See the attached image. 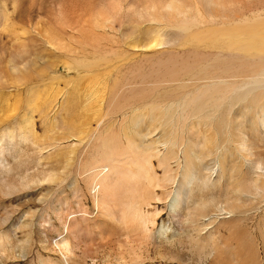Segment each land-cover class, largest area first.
Instances as JSON below:
<instances>
[{
    "label": "bare ground",
    "instance_id": "bare-ground-1",
    "mask_svg": "<svg viewBox=\"0 0 264 264\" xmlns=\"http://www.w3.org/2000/svg\"><path fill=\"white\" fill-rule=\"evenodd\" d=\"M80 2L91 11L69 27L85 51L101 53L82 66L102 63L101 74H115L105 76L103 113L85 120L93 128H77L69 118L65 138L77 142L70 149L74 180H84L95 213L117 227L96 222L92 232L88 210L68 213L59 198L56 223L39 220L48 234L58 224V238L18 245L17 253L9 230L7 241L0 236V264L24 255L29 264H264V0ZM51 41L55 52L66 49L58 35ZM215 150L217 165L205 164ZM253 150L259 161L243 171L232 157L250 158ZM155 163L158 170L186 169L179 180L172 172L165 177L173 193L164 190L163 198L153 191ZM159 203L167 225L158 224L165 214Z\"/></svg>",
    "mask_w": 264,
    "mask_h": 264
},
{
    "label": "rangeland",
    "instance_id": "rangeland-1",
    "mask_svg": "<svg viewBox=\"0 0 264 264\" xmlns=\"http://www.w3.org/2000/svg\"><path fill=\"white\" fill-rule=\"evenodd\" d=\"M80 1L0 0V182H11L14 185L13 188L18 190L16 191L15 189L14 193L10 192V190L5 191L2 188V183H0V236L5 235L9 230L15 231L17 237L12 241L15 244V248L18 245L22 247H28V245L32 247L34 245L37 247L38 243L42 244L50 239L58 238L57 235L61 232L58 224L54 228L55 231L48 234L39 224V220L53 219V214L56 211L54 209L58 208L55 204L59 198L65 200V210L68 213L88 210L87 212L91 217V223L88 225L92 232H94L93 230L96 232V222L100 223L101 226H108V230L117 227L113 222L106 218L104 220L103 217L101 218L95 213L88 198V192L85 190L84 180H74L76 168L73 166L74 160L70 151L75 149L74 143L77 142L65 138L68 129H65L66 126L63 123L69 118L72 119V123L77 128H93V126L85 125V120L89 121L92 117H99L103 113L104 101L106 95L108 96L110 92V84L106 83L105 78L115 74L113 72L107 75L101 74L105 68L102 69V65H104L102 63L97 65V67H92V71L82 66L83 62H85L84 58H86L88 63L93 62L98 54L101 53L93 52V55H91L92 53L89 50L85 51L80 45L83 41L78 38L77 33H72L69 27L75 21H71L73 18L82 19L81 14L85 13L86 10L91 11V8L86 9ZM61 5L63 6L61 7ZM60 13L62 14L60 15ZM63 15H67V18ZM60 16H63V18ZM61 26L63 27L62 29ZM66 31L69 34L68 37L65 35ZM51 32L53 36L55 34L58 35L62 43L66 42L63 43L66 49H60L61 51L57 49L59 52H55L56 49L51 48L53 46ZM63 32L66 33L64 34ZM114 35L119 38L116 39L115 36L112 38L119 42L123 41L121 36H118V34ZM73 36L76 37V40L78 38V40L76 41ZM70 37H73L74 40ZM97 69L100 70L99 73H97ZM13 71L17 73L15 74ZM23 79L25 80L23 81ZM19 83L22 84L19 85ZM94 114L98 115L95 116ZM120 118L122 117L120 116ZM125 124L127 129L132 125L130 119L126 120ZM104 132L105 129L101 128L100 134ZM49 140L52 141L50 142ZM55 145L56 147L53 148ZM257 149L256 151L260 149L262 151L264 147ZM52 151L55 158L58 156L56 160L52 156ZM256 151L253 150L250 158H244L242 154H235L232 159L236 164L240 163L243 171L245 169L247 171L256 165L254 162L259 161L256 158L258 156ZM68 154H70L69 158L71 160L65 162V157ZM220 154L216 150L211 154H207L204 159L207 162L205 164L217 165ZM248 164L251 166L250 168ZM156 167L155 163L154 172L157 184L155 183L156 187L153 190L155 193H153L163 198L166 195H164V190L167 193L171 190L170 192L173 193L172 183H168V178L166 179L165 177H168L172 172L179 180L186 169L172 166L173 170L169 171L166 169L167 172L165 169L159 168L158 170ZM36 174L38 178H41L35 177ZM68 175L72 178L70 177L69 179ZM156 175H158L159 181H157ZM159 175H162L165 180L159 179V177L163 178ZM250 175L251 173L247 174L248 177ZM30 177L33 181H31ZM160 180H164L167 183L165 184ZM37 182L40 183L36 184ZM162 183L170 186H163ZM18 184L23 185L20 186ZM75 200L80 202V207L76 205L77 208H75ZM163 207H165L163 204H157L158 210H163ZM167 211V209L163 210L165 214L160 219L159 226L162 220L167 225ZM53 221L56 223L54 219ZM221 228L223 229L224 226H221ZM39 232L44 233L38 236ZM3 238L6 241L8 240L4 236ZM16 250L19 253L20 247H17ZM24 256L23 258H16L15 261L7 264H29L27 255ZM101 258L99 255L98 260Z\"/></svg>",
    "mask_w": 264,
    "mask_h": 264
}]
</instances>
